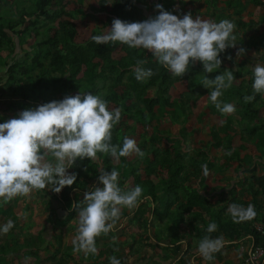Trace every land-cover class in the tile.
<instances>
[{
	"label": "trees",
	"instance_id": "trees-1",
	"mask_svg": "<svg viewBox=\"0 0 264 264\" xmlns=\"http://www.w3.org/2000/svg\"><path fill=\"white\" fill-rule=\"evenodd\" d=\"M211 1L217 3V0L200 1L201 7L209 9ZM1 3L6 8L0 11V119L77 92L98 94L109 108L120 109L121 117L111 129L110 142L119 147L125 136L139 135L135 142L143 154L133 153L117 159L98 152L94 159L74 161L67 170L75 173L76 179L59 193L47 188L33 190L37 203L52 214V227L45 236L41 231L28 233L30 237L25 239L16 234L14 227L18 228L19 222L14 209L21 205L19 217L22 218L27 210L26 201L19 195L0 204V225L12 221L8 232L0 233V264H89L83 253H73V245L66 244L65 235L77 227L72 224L76 216L74 202L79 201L85 191H90L88 181L97 182V175L103 169L118 172L117 183L122 190L137 184L141 186L140 202L133 209L130 222H139L145 231L151 227L147 240L153 257L145 258L139 246L137 251L130 249L129 260L124 263V257L120 264H131L134 254H141L139 262L143 264L152 261L162 264L173 261L180 249L181 256L175 264L217 263L222 254L232 252L244 237L251 239L252 249L264 250V234L255 229L259 226L264 230V98L256 93L251 101L243 99L253 94L250 66L264 62V16L256 17L259 8L264 10L263 3L245 0L246 8L255 10L251 17L254 20L240 17L236 21L241 15L237 10L228 15V20L234 24L232 42L237 37L246 45L247 52L250 37L242 35L257 31L262 35L260 53L252 54L248 61L244 55L237 58L234 44L219 54L218 71L227 68L232 71L234 80L218 99L232 103L233 113L245 124L238 130L242 137L234 147V134L227 129L230 116H224L208 101V90L201 86L205 73L198 61L190 63L188 70L178 77L157 64L148 50L128 48L119 42L97 45L90 39L93 34L106 32L113 18L142 21L156 14V3L166 11L182 15L187 11L181 10L189 6L190 0H0ZM211 16L213 21L226 19H218L215 11ZM137 60H143L142 66L152 70V75L142 81L134 78L133 67ZM216 74L208 75L211 78ZM201 102H207L211 117L219 121V133L223 136L214 145L221 146L224 164L225 161L235 164L232 172L246 185L244 193L249 197L248 202L233 196L234 186L227 195L221 197L219 193V197L210 202L211 193L221 190L208 180L210 174L220 169L214 167V156L210 153L216 133L207 128L208 139L195 143L200 151L193 156L189 145L190 128L187 131L185 128L208 114L197 112ZM164 115L176 128L175 133L160 127L159 118ZM151 121L152 127L147 129ZM248 148L254 150L248 151ZM229 203H251L255 216L234 221L226 211ZM210 221L217 227L214 232L206 233ZM206 234L224 240L211 260H204L196 252L198 240ZM100 252L94 255L96 264H105ZM240 264L252 263L242 261ZM259 264H264V259Z\"/></svg>",
	"mask_w": 264,
	"mask_h": 264
},
{
	"label": "clouds",
	"instance_id": "clouds-1",
	"mask_svg": "<svg viewBox=\"0 0 264 264\" xmlns=\"http://www.w3.org/2000/svg\"><path fill=\"white\" fill-rule=\"evenodd\" d=\"M154 8L156 14L142 21L113 18L107 31L93 34L91 41L97 45L119 42L128 48L148 50L157 64L178 77L188 70L190 63L198 61L205 73L201 86L208 90V101L221 113H233L232 103L218 99L234 80L232 71L227 68L218 71L219 54L235 44L232 42L233 22L212 21L199 15L193 18L188 12L173 14L160 3ZM244 51L242 47L237 48L236 57H241ZM143 63L137 60L133 67L137 81L152 75V70L143 67ZM250 68L253 94L243 97L245 101L253 100L256 93L264 94V63H254ZM209 73L217 74L210 78ZM120 117V109L109 108L100 95L77 92L0 119V204L18 195L27 196L35 189L47 188L59 193L76 179L75 173L66 170L77 159H94L98 152L117 159L133 153L142 155L133 138L125 136L119 147L110 142L111 129ZM117 179L115 169L101 170L97 175L99 186L85 191L83 198L74 202L77 227L71 241L73 251L95 253V237L109 232L122 207L132 210L140 202L141 186L137 184L122 190ZM226 211L234 221L255 216L251 203L247 206L229 203ZM11 227L9 220L0 225V233L8 232ZM216 227L215 222L210 221L205 232L212 233ZM223 244L222 237L206 234L198 240L196 252L204 260H211ZM109 262L120 264L116 257H109Z\"/></svg>",
	"mask_w": 264,
	"mask_h": 264
},
{
	"label": "rangeland",
	"instance_id": "rangeland-1",
	"mask_svg": "<svg viewBox=\"0 0 264 264\" xmlns=\"http://www.w3.org/2000/svg\"><path fill=\"white\" fill-rule=\"evenodd\" d=\"M4 8H6V5L1 3L0 11H2ZM258 37L259 35L257 37H254L253 40L254 41L258 40L259 39ZM258 44H259L258 42L253 43V45L250 47V50H249L250 54L251 53L258 54L261 51V46H259ZM235 45L236 47L241 48V45L239 46L238 42ZM243 48H244V45H243ZM180 89L181 87L178 88V90ZM261 97L263 99L264 94H262ZM207 102L199 103L197 112L198 111H202L203 113L208 112V114L203 115V117H201L200 119L194 120V123L192 122L191 124L185 126L186 131L187 129L190 128V130L188 131L189 141H190L189 145L192 149L190 152L194 156L198 151H200V147L196 146L195 143L201 142V141L204 142L206 139H208V133L206 132V129L207 128L213 129L216 135L211 141V143L213 144L211 146L210 153L211 155L214 156V162H213L214 167L216 166L220 169H218L219 172L210 174L208 176V180L217 181V183H220L221 185H223L222 186L223 188H225L226 190H230L232 186L230 188H226V187L227 186L229 187V185L232 183L231 181H236L237 179L240 181V185H241L242 183L241 178L238 179L237 176L239 175L233 174L232 172V170H234L233 168L235 167L234 163H227L226 161H225V164L223 163L224 158L222 156L221 146L214 145L215 141H221L219 139L220 137L223 136V133H219V121L211 117L209 110H208ZM223 115L230 116V122H229V126L227 129L231 131L232 134H234L233 140H232L233 141L232 146L234 147L238 145L242 137L241 133L238 130L241 127H244L245 124L243 122L240 123L238 121V117L234 113H230V114L223 113ZM262 116L264 117V115ZM168 118L169 117L166 115L160 116L159 118L160 127L163 129L169 130L171 133L172 132L175 133L176 128L172 126ZM151 123L153 122L151 121L147 125V129L152 127ZM138 137L139 135H136L133 137V139L136 141ZM220 145H223V144L221 143ZM253 150L254 149L252 148H250V150L248 148V151H253ZM199 158L201 157L199 156ZM96 186H99L98 181L95 182L94 180H89L87 184V189L91 190L93 187H96ZM237 188L238 190H236V188L234 190V192H236L237 198H240L244 201H246L247 199V202H248L249 197L246 196L245 193L243 192V189L244 190L246 189V185L245 184L243 185V189L240 186H237ZM82 198H83V195H80L79 200H81ZM20 199H24L26 201L27 210H25L24 212L25 216L22 218V217H19L20 212L22 211L20 208L21 205H17L16 208L14 209L15 216L18 217L17 218L19 222L18 228H21L23 231V232L21 230L19 231L17 230L18 229L17 227H14V230L16 231V234L18 235V237H21V239L23 238L25 239L27 237L29 238L30 236L28 235V233L36 234L38 233V231H41V235L45 236L48 233L49 229H51L52 227V223H53L52 214L50 212H45L43 208L37 203V197L35 196L33 191L29 193L27 196H20ZM55 204L56 203L53 201L52 205H55ZM132 211L133 209L128 210L127 208L122 207L119 212V216H118L119 218H115L117 220H115L113 227L109 230V232L95 237V245L97 247L96 252L98 250H101L100 257H101V260L106 261L105 264H110L108 260L109 257H116L117 259H119V261L124 260L125 259L124 257H126V260H124V263L127 262V260H129L128 251L130 249H134V250L136 249L137 251V248L139 246L142 247V248L140 247L139 248L142 249L143 251L142 255H145V258L151 259V257L153 256V254L150 252L152 251V248L150 245L148 246L149 242L147 240V236H149L150 234L151 227L149 226V229L145 231L143 230L139 222L135 224L131 223L130 221L132 218V215H131ZM72 224L76 225L75 219L73 220ZM75 233H76V229L69 231L65 235V241L71 242ZM131 245H134V246L131 247ZM147 247H149V249ZM75 252L83 253L86 259L85 262H89V264L97 263L95 261L96 259L94 256L96 252L85 254L82 250H78V251H74L73 253ZM139 256H141V254H134L133 257L130 258L131 264H134L135 261H137L136 264H143L144 262H139L140 261ZM168 261L165 264H170L171 260H168ZM153 262L154 261H152L150 264H152ZM153 264H156V263L154 262Z\"/></svg>",
	"mask_w": 264,
	"mask_h": 264
},
{
	"label": "crops",
	"instance_id": "crops-1",
	"mask_svg": "<svg viewBox=\"0 0 264 264\" xmlns=\"http://www.w3.org/2000/svg\"><path fill=\"white\" fill-rule=\"evenodd\" d=\"M200 1L206 2V0H190L189 6L187 8H183L181 11H187L188 13H192L191 15L193 16V18H195L197 15H199V16H201V18H205V19H209V20H212L211 13H213L214 11H215V14L218 17V19H220V18L228 19L229 18L228 15H230L231 12L234 13L236 10L239 12L241 11V15L236 17V21L239 20L240 17L242 19L246 20L248 18L250 19L251 17H253L255 15L254 9H250V7L246 8L247 4L245 3V0H217L216 4H213V1H211L209 9H205L204 7H201L202 2H200ZM191 2L193 3L192 5H194V6L191 5ZM212 5H214L216 7L215 8L216 10H213L214 7ZM176 6L177 5H174V7H176ZM257 12H256V17L258 19H261L264 16V10L259 8L257 10ZM251 19L254 20V18H251ZM258 35L259 34L257 31H255V32L249 31L247 34L242 35V36H245V38L250 37V39L248 41H251V43H249L248 51L247 52L244 51V54H243L247 60L250 59L252 54H255V53H251V54L249 53L250 47L253 45V43L258 42L259 43L258 45L261 46L262 35H259L258 40H256V41L253 40V38L257 37ZM242 36L240 35V37H242ZM235 41H236V43L238 42L239 46L241 45V47L243 48L244 44L239 42L237 37L234 38V43H235ZM246 49H247V47H246V45H244V50H246ZM261 49H262V47H261ZM261 172H262L261 170H258V173H261ZM237 177H238V179L240 178L239 176H237ZM211 182L213 184H215L216 186H218L219 188H221V190H219V192L211 193L210 202L213 203L219 197L220 194H221V197H223L224 195H227L228 190L223 188L222 187L223 185H221L220 183H217V181H211ZM231 182L232 183L229 185V187L227 186L226 188H230L231 186H234L236 188V190H238L237 186H240L243 189L244 184L241 183V185H240L239 180L236 179V181H231ZM243 192H245L244 189H243ZM233 196H236V198H237L236 192L233 193ZM260 198H261V196L258 195L257 196V199H259L258 202L259 201L261 202L262 199H260ZM244 202H247V199ZM245 204H247V203H245ZM245 204H243V206H247ZM250 242H251L250 238L244 237L242 240H240L237 243V245L234 247L232 252L222 254V256L217 261V263L213 262L210 264H240L242 261L244 262V259L249 254V251L251 249ZM70 243L71 242L66 241V244H70ZM181 250L182 249L179 250L178 255H176V258L174 256L173 261L172 260L170 261V264H175L176 263L175 261H177L178 258H180ZM165 263H162V264H165ZM168 263H169V261H168ZM197 264H206V263L203 261H199Z\"/></svg>",
	"mask_w": 264,
	"mask_h": 264
},
{
	"label": "built area",
	"instance_id": "built-area-1",
	"mask_svg": "<svg viewBox=\"0 0 264 264\" xmlns=\"http://www.w3.org/2000/svg\"><path fill=\"white\" fill-rule=\"evenodd\" d=\"M259 1L264 4V0H259ZM255 229L256 231L264 234V230L261 227L256 226ZM263 259H264V250L257 247V248L250 249L249 254L244 259V262H249L252 264H259Z\"/></svg>",
	"mask_w": 264,
	"mask_h": 264
}]
</instances>
